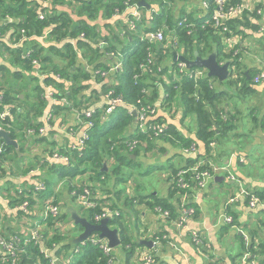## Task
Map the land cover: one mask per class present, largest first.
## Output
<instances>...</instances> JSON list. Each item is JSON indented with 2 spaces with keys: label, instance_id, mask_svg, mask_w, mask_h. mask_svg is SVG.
<instances>
[{
  "label": "trees",
  "instance_id": "1",
  "mask_svg": "<svg viewBox=\"0 0 264 264\" xmlns=\"http://www.w3.org/2000/svg\"><path fill=\"white\" fill-rule=\"evenodd\" d=\"M203 1L197 7L193 3L186 5L189 3L187 0H147L151 7H145L138 5L140 0H0L3 37L0 39V111L7 112L5 118L0 117V126L19 141L22 152L21 155L13 145L0 138L3 150L0 153V207L10 210L15 217L12 224L17 225L1 226L0 235L8 242L15 237L20 239L14 257L0 244L1 264H118L120 261L114 249L111 253L105 252L100 243L91 240L100 232L94 231L89 239L77 242L74 236H67L66 230L61 231L68 226L65 221L72 205L63 197L64 191H69L71 200L81 205L78 196L72 192L82 193L84 188L91 191L93 203L98 205L89 210L81 208L80 213L86 211L82 216L96 223V215L105 209L118 211V215L109 216V225L120 230L123 264H143V251L149 248L140 241L160 238L166 245L169 237L164 238L165 232L149 231L148 227L141 233L139 220L143 209L139 211L137 206L144 205L156 216H161L156 211L158 207L169 211L170 216H162L161 219L172 225L178 218L184 193L177 184L179 172L187 170L183 177L191 181L193 169L198 165H201V171H209L223 164L234 166L237 179L233 181L236 189L223 203L221 214L228 213L234 220L227 224L221 218L218 227L221 235L229 233V229L235 231L241 237L242 245L240 251L230 255L229 260L210 252L206 246L199 248L193 244L194 251L196 254L199 250L205 253L206 264H242L245 254H249L248 260L264 264V187L252 189L249 188L250 182L246 181L247 178L260 180L257 171L261 172L262 166L256 170L252 164L250 171H244L242 175L237 170V164L253 157V154L243 153L247 145H252V135L256 131L264 132V110L259 116L253 115L250 128L244 124V129H241V120L245 117L239 116L241 112L237 106L256 93L257 86L264 82L263 79L255 81L264 65L246 66L244 58L247 52L256 49V45L246 40L249 37L255 38L260 45L256 52L264 51V34L261 35L264 31V2H257L252 9L246 7L233 17L221 18L215 25L214 20L208 23L206 20L219 9L227 12L230 4H241L242 0H225L220 7L214 0H208V7H205ZM131 5L145 11L141 20L131 14L130 19L136 28L131 27L126 16L129 11L126 9ZM148 13L153 15L150 23ZM101 25H110V32L103 34ZM159 28L165 35L163 41L143 38L146 31ZM12 41L19 44L14 46ZM150 52L154 54L152 61H149ZM174 52L188 59H195L197 52L202 57L216 53L219 62H229L230 76L221 81L208 76L205 68L189 69L186 66L181 71L179 60L168 65ZM113 59L114 64L110 66L106 60L112 62ZM262 60L264 62V52ZM36 63L40 64L39 75L35 73ZM48 86L56 90L51 100L46 96ZM85 90H89V95L83 94ZM110 91H114L112 96L121 97L124 103L105 115L108 108L106 95ZM101 102L104 103L99 105ZM96 105L99 106L93 119L84 118V113ZM142 107L156 109L155 114L148 112L146 125L151 127L146 132L141 131L137 121V110ZM167 110L172 115L180 113L182 126L166 117ZM193 116L195 121L190 118L193 122L188 124L191 131L188 132L184 122ZM72 118L74 123L67 124ZM89 121L94 126L87 128L91 137L86 148L82 152L72 150L71 137L80 130L79 127L85 128ZM46 122L51 128L40 134L39 129ZM157 124L164 125V131L155 135L153 126ZM33 129L35 133H32ZM65 131H69V142L66 140L67 144H62ZM134 140L137 145L131 150L129 142ZM25 141L31 145L39 144L41 152L28 157ZM167 146L175 147L177 152L174 156L181 155L186 163L176 167L171 161L174 156L169 158L168 164L172 169L169 196L153 192L143 194L140 179L129 172L145 163L142 157L149 152L153 153L154 160L161 157L168 151ZM232 146L235 149H230ZM55 152L68 156L69 160L51 162ZM233 159L236 165L232 164ZM104 163H107L106 168ZM124 167L126 172L121 174ZM140 174L141 177L149 175L147 172ZM88 175L94 182L88 180L90 183H84V177ZM226 175L225 179L229 178ZM214 180H210L208 185ZM36 181L42 184L39 189L34 188ZM134 182L133 197L129 187ZM119 183H129L126 198L121 196ZM97 188L105 189L107 194L96 195ZM239 192L243 196L236 202ZM253 195L261 200V205L252 208L261 209L258 212L259 225L251 227L245 223L240 226V206L250 207ZM25 200L29 202L28 212L20 208ZM47 202L59 206L58 216L47 218L44 215ZM190 205L195 206L193 218L197 220L198 207L196 203ZM74 224V229L77 226L81 232L84 230L80 224ZM194 228L202 233L203 243L207 245L208 238L203 229ZM33 230L41 236V244L31 240ZM147 234L152 238L142 237ZM97 238H101L100 235ZM42 247L48 248L50 255H45ZM151 249L154 264H167ZM55 258L58 260L53 263Z\"/></svg>",
  "mask_w": 264,
  "mask_h": 264
},
{
  "label": "crops",
  "instance_id": "2",
  "mask_svg": "<svg viewBox=\"0 0 264 264\" xmlns=\"http://www.w3.org/2000/svg\"><path fill=\"white\" fill-rule=\"evenodd\" d=\"M187 1L189 3H187L186 5L193 3L195 6L200 7L202 5L203 0H187ZM257 2H264V0H242V4L244 6L250 8V9H252ZM184 4L185 3H182L181 5H184ZM150 6H151V4H150ZM141 12L143 14H145V11L141 10ZM263 12H264V10H263ZM74 15L77 16L76 14H74ZM100 19H101V17H100ZM101 20L103 21V19H101ZM109 23H111V21ZM262 24L264 26V14L262 15ZM100 27H101V31L103 32V34L110 32V25L109 26L101 25ZM263 34H264V31L261 33V35H263ZM246 40L249 42V44H253V45L258 44V42L255 38L249 37ZM169 41H171V38H169ZM258 48H260V46H257L256 49H254V47L251 48V50L254 49L252 51L254 53L253 54L254 57L250 56L249 53H248V55H249L248 57L245 55L244 58L246 59V61H245L246 66H249V67L258 66L259 67L260 64L264 65V62L262 63L260 59H257V57H255V54H257V53L263 54V52H264L263 50H259L256 52V50ZM180 55L181 54L178 53V56L176 58L179 59ZM173 61H175L174 54H173V59L171 58L168 61V65L171 66ZM106 62L111 66L114 64V59L112 62L110 60L109 61L106 60ZM219 87L221 88L222 85H219ZM88 92H89V90H85L83 92V94L89 95ZM245 101L247 104L246 106H243L242 102L237 105L239 111L241 112V115H239V116L245 117L244 120H241L242 121V124L240 125L241 129H244V124H245V127L250 128L251 123H253L252 122L253 115L257 114L259 116V114H261L264 110V82L259 84L257 86V92L252 94ZM241 106H243V107H241ZM165 115L168 119L172 120L173 122H176V124H178L180 127L181 118H182L180 116V113H177L176 115H174V114L172 115L167 110L165 112ZM70 116L71 115H69L68 119L70 118ZM190 118H192V117L186 118L184 123L187 124V121H192ZM238 119H239V117H238ZM68 123H74V118H72L69 122H67V124ZM47 124H49V122H46L44 125H47ZM67 124H66V126H67ZM60 126L63 127L62 125H60ZM185 129H186V131L191 132L190 130H188V125H187V128H185ZM68 132L69 131L64 132V135L62 136L63 140H61L62 144H67L69 142V133ZM252 137L256 138V141H255L257 143V145H255L256 148H254L253 145H247L243 149V151L245 150V152L239 151V152H243L244 154H247V153L253 154V157H249L248 159H245L243 164H237L238 165L237 170L241 175H242V172H244V171L245 172L250 171V168H251L250 166L256 162V158H255L253 152H258L259 148H262V147L264 148V132L256 131L252 135ZM66 140H67V143H65ZM74 142L75 141L71 137V145H73ZM166 148L171 150L169 152L170 157H173L175 155V153L177 152V149L175 147L167 146ZM230 149H235V148L232 146V147H230ZM262 153H264V151ZM262 153H261V155H262ZM148 154H153V153L149 152ZM153 156L154 155H150V156L146 155L145 157L143 156L142 159H144V161L147 162V164H150L151 161L154 160V158H152ZM40 157L43 159V155H41ZM159 158L161 159V157H159ZM232 164L236 165V160L233 159ZM256 168L260 169V167H258L257 165H256ZM260 175L263 176V178L260 180L253 181L251 178L246 179L247 182H250L249 188L259 189V188L264 187V173L260 174ZM141 178H144V177H141ZM221 178H223V179H221ZM258 178H260L259 175H258ZM164 179H166L167 183L170 185L171 181H169V176H168V178H164ZM88 180L94 182L89 175H88V177H86V176L84 177V183L89 182ZM251 180H252V182H251ZM214 181L215 182H213L212 184H209L205 189L201 190L200 193L198 194L197 207H198L199 213L197 215V220H194V218H193L192 222L190 223V226L191 227H197L198 226L200 229H203L205 235L208 238V245H209L208 250L210 252H214L215 254L222 257L223 259L229 260L230 255L235 254L234 250L236 249V246L231 241L232 238H230V236L231 237L235 236L236 232L231 231V234L229 235V237H226V238L220 237L219 233L221 232L220 231L221 228L218 227L219 223L222 222V220H221V218H222L221 208L224 206L223 203L225 202V198H226V196H224L222 198V194L219 195V192H220V189L222 188V183H224L225 181H228V180L225 179V176L221 174V175H217V179ZM97 185H100V183H97ZM106 188H108V186H106ZM244 188H246V187H244ZM141 189L145 192L144 187L141 186ZM234 190L235 189H228L229 197L233 193ZM73 192H72V194H73ZM106 194H107V191L105 189H103V190H99V188L96 189V195L104 196ZM63 197L66 198V200H68V202H69V200L72 201L71 197L69 195V191H67V190L64 191ZM240 200L241 199H238L235 201L239 202ZM137 208L140 209L139 211H141V209H143L142 213H141L140 220L141 219L142 220H146V219L148 220L146 227L149 228V231H156V232H160V233L165 232V234L168 235L169 239L177 246V248L182 249V250L184 249L185 251L190 253V255L193 257L192 260L195 262V264H206L205 255L200 254V253L199 254L195 253L194 247L191 245V243L189 242L187 237L183 238L181 236V232L179 231L177 226L175 227V226L171 225V223H167V222L163 221L161 219V217L154 215L153 212L150 209L146 208L144 205H139V206H137ZM240 208L242 211V215H241L240 220H239L240 226L244 225L245 223H249L251 225V227H255V226L259 225V223H258V219H259L258 212L261 209H259V208L252 209L250 207L245 206L244 204H242V206H240ZM4 210H6V209H4ZM3 216H4L3 220L0 221V227L1 226L4 227V225L5 226H17L16 224H12L15 221V217L13 214H10V210H8V211L6 210L5 214H3ZM6 216H7V220L5 218ZM245 230L248 231L246 228H245ZM246 231H244V232H246ZM141 233H143V229H141ZM240 235H242V234L240 233ZM160 246H161V250H159V252H156V253H157V255H159L161 257V260L166 262V263L173 262V260L175 259V256L179 255L176 248H175L176 252L172 248H170V242L169 241H168V244H166V245H163L162 241H161ZM113 249H114L113 252H115L117 254L116 256L118 257V259L120 261V262H118V264H123L124 252L122 251L121 246L115 247ZM239 251H240V249H239ZM143 254L144 255H149V254L154 255L152 253V251H143Z\"/></svg>",
  "mask_w": 264,
  "mask_h": 264
},
{
  "label": "built area",
  "instance_id": "3",
  "mask_svg": "<svg viewBox=\"0 0 264 264\" xmlns=\"http://www.w3.org/2000/svg\"><path fill=\"white\" fill-rule=\"evenodd\" d=\"M214 2L216 4L220 6H222L225 3V0H214ZM208 0H204L203 1V5L205 7H208ZM228 11L227 12H222L220 9L218 11H216L215 15L212 16L211 19L206 20V23L210 22L211 20L215 21V25L220 23V19L221 18H226L228 17H233L236 14H241L246 6H244L242 3L240 4H230L228 6ZM129 10V11H128ZM150 10H153L150 8ZM126 16L127 19L131 25V27L136 28V24L133 20L130 19L131 14L135 16L136 19L141 20L142 17V12L139 9V7L137 6H128L126 9ZM43 17V16H41ZM153 20V15L152 13H150V16L148 17V23H150ZM181 24V23H180ZM144 37H148L150 40L152 41H163L165 38L163 29L159 28L155 31H146V33L144 34ZM3 38L1 31H0V39ZM22 39V38H21ZM228 40H230L228 38ZM10 42V39H9ZM18 43H15L12 41V45H17ZM151 50V49H150ZM152 59H154V54H152L150 52V57H149V61H152ZM180 66V70L184 71L187 64L183 61H181L179 63ZM119 66H116V68ZM35 73L37 75L40 74V64L36 63V71ZM101 74L106 75V73H104L103 71H100ZM198 74H200V72H197ZM264 80V67L261 71V74H259L256 78L255 81L260 82L261 80ZM56 92V90L54 88H52L51 86L47 87L46 90V96L49 99L54 98V93ZM114 91H110L107 95H106V103H108V108H107V112L105 113V115H108L109 113H111L118 105L123 104L124 101L121 97H113ZM1 99V96H0ZM100 105V104H99ZM96 105L90 109H88L85 113H84V117L88 118V119H93L95 113L97 112V106ZM133 106V105H131ZM130 106V107H131ZM134 107V106H133ZM50 111L47 112V114H49ZM138 115H137V121L140 122V127L142 128L141 131L146 132L148 130L150 126L146 125V122L148 120V112H151L152 114L156 113V109L155 108H145L142 107L139 111L137 110ZM7 115V112L5 111H0V117L5 118ZM145 122V123H144ZM88 124H90V126H88ZM86 125L85 128H80V130L76 131V134L73 135V140L75 141L74 144L71 146L72 150H79V151H83L86 148V143L87 141L90 139L91 135L90 132L87 131V128L94 126V123H92V121H89ZM164 125L162 124H157L153 126V129L155 130V135L162 133L164 131ZM51 128L50 124L45 125L44 127H41L39 129L40 134H43L45 132H47L49 129ZM0 129H2V127H0ZM35 133V129H33V132ZM78 135V136H77ZM137 145L136 140L129 142V147L131 150H133ZM2 148L0 147V153L2 152ZM69 157L59 153V152H55L53 154V157L51 159V162H65L68 161ZM200 166L198 165L196 168L193 169L194 173L191 176V181L190 180H186L183 177V174L187 171V170H182L179 172L178 174V179H177V184L178 186H180L181 188L184 189V193L182 194V202L179 205V214H178V218L177 220H174L172 222L173 226H177V228L179 229V231L181 232V236L183 238H188L190 240V243L198 246L199 248L203 246V248L206 246L208 248V244H204L203 243V236L202 233L199 232V230L197 228L191 227L190 223L192 222V219L194 217V215L196 214V209L195 207L192 205H190L193 202H197L198 199V194L200 193L201 190L205 189L209 183L210 180H213L216 176V173L218 171H226L227 170V166H214L213 170H200ZM35 174V172H34ZM228 177L231 180H236V176L233 174H229ZM37 184L34 187L35 189H39L40 187H42V184H38V181H36ZM243 194L248 195V193L246 191H242ZM74 195L78 196V201L80 204H88V205H92L93 200H92V193L88 188H84L82 193H77L76 191L73 192ZM243 196L240 192L239 194L236 196V200L239 199V197ZM193 199L192 201L190 200ZM235 199H232L235 200ZM261 205V200L253 195L251 197V200L249 202V206L251 208H256L257 206ZM20 208L22 210H24L25 212H28L29 210V202L28 200H25L22 202ZM156 211H158L161 214V218H165V217H169L170 216V212L169 211H163L160 207L156 208ZM60 212V208L58 205L56 204H52L50 202L46 203L45 206V210H44V215L48 218L49 216H58ZM113 214H117L118 215V211L112 210V209H105L103 213L101 214H97L96 215V221L97 223H99L102 219L109 217L110 215ZM163 216V217H162ZM222 220L224 223H232L234 218L232 215L228 214V213H222ZM33 236H31V240H34L35 243L38 242V244H41L42 241H40L41 236L39 235L37 230H33L32 232ZM99 235V233H97L95 236L91 237V240H93L94 243H100L101 247L103 248V250L105 252H109L111 253L113 248L109 245L108 241L104 238H97V236ZM89 237V238H90ZM168 236L165 235L164 238H167ZM246 240H248V236L245 235ZM88 238V239H89ZM87 240V239H86ZM153 240V239H152ZM154 241V250L156 252H159L161 246H160V238H155ZM168 241L170 242V248H172L175 252L176 250L178 251L179 255L175 256V259L173 260V262H169L167 264H195L194 261L191 259L190 254L185 251L184 249H179L177 248V246L170 240L168 239ZM20 242V239L18 237H15V239L13 241H6L1 235H0V244L4 246V248L7 250L8 254L11 256H15V248L17 246V243ZM176 248V250H175ZM202 249V248H201ZM41 251L45 254V255H50L49 254V249L42 247ZM200 254H204L205 253L202 250L198 251ZM198 253V254H199ZM248 256L249 254H245L244 257L242 258V264H257L255 261H251L248 260ZM144 263L143 264H154L155 263V257L154 255H144L142 254ZM58 260V258L53 259V263L56 262ZM2 263V261H1ZM0 263V264H1Z\"/></svg>",
  "mask_w": 264,
  "mask_h": 264
},
{
  "label": "rangeland",
  "instance_id": "4",
  "mask_svg": "<svg viewBox=\"0 0 264 264\" xmlns=\"http://www.w3.org/2000/svg\"><path fill=\"white\" fill-rule=\"evenodd\" d=\"M147 16H150V13H148ZM263 44H264V42H263ZM257 46H260V45L257 44L255 46V48ZM263 48H264V45H263ZM249 54H250V56L254 57V55H253L254 53L253 52H251ZM246 56L247 57L249 56L248 52L246 53ZM255 57H257V59H260L261 62L263 63L262 53L255 54ZM233 87L235 88L236 91H239V88H237L236 86H233ZM102 103H104V102H101L99 104L101 105ZM242 105L246 106L247 105L246 101H242ZM243 106H241V107H243ZM192 120L195 121V117L194 116L192 117ZM192 122L187 121V125L192 123ZM252 140H253L252 141V145H254V146L257 145V143L255 142L256 138L253 137ZM25 147H26V155L28 157L33 156V155H37V154H39V152H41V148H40L39 144H36V143L31 145V143L29 141H25ZM170 151L171 150L168 149V151L166 153H163L162 156H161V159L157 157V158H155V160L151 161L150 164H147V162H145L143 164H140L138 167H136L135 170L129 172V173H133L134 177H136L137 180L140 179L142 187H144V190H145V193H143V194H148V193H152L153 192V193H157L159 196H164L165 194H166V196H169V184L167 183L166 179H164V178H168V176H170V173H171V170H172L170 168V164H168L169 157H170V154H169ZM263 151H264V148L262 147V148H259L258 152H254L255 158H256V162L254 163L255 166L256 165L258 167L262 166V171L261 172L257 171L260 179H262L263 176H261L259 173H262V174L264 173V166H263L264 165V158H262V155H261V153ZM262 154L264 155V153H262ZM150 155H153V154H147V156H150ZM171 161L174 163V165L176 167L182 166V165H184L186 163V160L181 155L174 156L173 160H171ZM227 161L228 160H226L225 162H227ZM65 162H67V161H65ZM222 166H226V165L223 164ZM256 170H257V168H256ZM125 172H126V168L125 167L120 170L121 174H124ZM144 172L149 173V175L145 176L144 178H141V174L140 173H144ZM234 172H235L234 166L227 167L226 171H218L215 176L221 175V174L224 175V176L226 174H227L226 176H228L229 174L235 175ZM50 175H52V174L50 173ZM227 179H229V178H227ZM229 180H231V179H229ZM229 180L225 181L224 183H222V188L220 189V192H219V195L222 194V198L224 196H226L225 200L229 198L228 189H236L234 187V183H233V181H236V180H231V181H229ZM128 185H129V183H127V184H124V183L117 184L118 189L122 190V194H121L122 198H126V196L128 195V193H127V186ZM135 187H136L135 182L132 183V186L130 185V187H129V193L133 197H134V191L133 190H134ZM190 200L192 201L193 199L190 198ZM137 201H138V198H137ZM67 203L68 204H72L71 208H70L71 212L69 213L67 221H65V223H67L68 226H64V228L61 231L63 232L64 230H66L67 236L68 237H70V236L73 237L74 236L75 237L74 241H77L79 233L81 232V228H79L77 226H76L75 229L73 228V226H75V224H74L75 223V220H74L75 218H73V214L72 213L73 212H77L79 216L84 217V216H82V213L85 215L86 211L84 210V211H82V213H80V209L81 208L89 210L91 208L97 207L98 204H97V202H95V203H92V205H88V204L79 205L77 203V201L73 202V201H70V200H69V202L67 200ZM192 203L193 204L196 203V205H197V202H193L192 201ZM76 209L79 210V211H77ZM3 212H4V209H2L0 207V221L3 220V218H4ZM5 218L7 220V216ZM147 223H148L147 219L146 220H142L141 219L140 220V225H139V222H138V225L141 227V229H145ZM68 230L70 231V233H68ZM230 234H231V230L230 229H229V233L228 232L224 233V235H221V232L219 233L220 237H224V238L229 237ZM142 237L143 238L144 237H151L152 238V236L148 235V234L145 235V236H142ZM230 238H232L231 241L236 246V249L234 250V252L237 253L239 251V249L241 248L242 239L238 235H235L233 237L230 236ZM189 242H190V240H189ZM207 249H209V245H208ZM148 250L151 251L152 249L149 248V249H146L145 251H148ZM137 254H138V252H137Z\"/></svg>",
  "mask_w": 264,
  "mask_h": 264
},
{
  "label": "water",
  "instance_id": "5",
  "mask_svg": "<svg viewBox=\"0 0 264 264\" xmlns=\"http://www.w3.org/2000/svg\"><path fill=\"white\" fill-rule=\"evenodd\" d=\"M139 6L151 7L147 0H141L138 3ZM195 59H188L183 55L179 56V59L176 57L178 56L177 52H174L175 61H183L187 64L189 69L198 67V68H205L208 72V76L216 77L221 81L227 80L230 76V64L229 62H219L218 55L216 53L210 54L208 57H202L196 53ZM136 115V112H135ZM0 138H3L7 144L13 145L17 152L22 155L20 149V143L16 138H12L10 131L4 128L0 129ZM104 167H107V163H104ZM217 176L215 177V180ZM223 179V178H221ZM73 218H75V223L80 224L84 230L79 234L77 242H82L89 238L92 232H100V237L105 238L108 240L109 245L112 248L118 247L121 245V238L119 233V228H114L109 225L110 218L106 217L102 219L99 223H92L86 217H81L78 215L77 212H73ZM142 244L147 246L148 248H154V241L152 239H142L140 241Z\"/></svg>",
  "mask_w": 264,
  "mask_h": 264
}]
</instances>
